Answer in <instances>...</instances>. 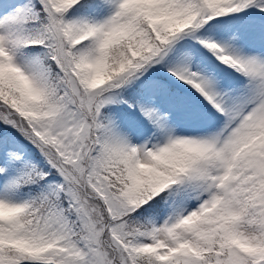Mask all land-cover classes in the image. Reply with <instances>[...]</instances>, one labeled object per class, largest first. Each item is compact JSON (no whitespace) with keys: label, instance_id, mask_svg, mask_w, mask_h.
<instances>
[{"label":"snow or ice","instance_id":"1","mask_svg":"<svg viewBox=\"0 0 264 264\" xmlns=\"http://www.w3.org/2000/svg\"><path fill=\"white\" fill-rule=\"evenodd\" d=\"M0 264H264V0H0Z\"/></svg>","mask_w":264,"mask_h":264}]
</instances>
